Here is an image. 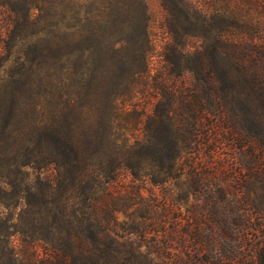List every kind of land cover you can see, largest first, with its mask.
Wrapping results in <instances>:
<instances>
[{"label": "trees", "instance_id": "1", "mask_svg": "<svg viewBox=\"0 0 264 264\" xmlns=\"http://www.w3.org/2000/svg\"><path fill=\"white\" fill-rule=\"evenodd\" d=\"M63 1L56 8L55 0H0L5 25L16 32L23 18L25 26L22 39L0 40V264H187L190 252L195 264H241L245 214L232 218L239 229L230 231L213 206L206 235L193 209L190 231L180 230L185 218L167 196L143 194L145 183L163 185L182 170L177 161L200 116L172 74L149 75L146 0ZM194 61L197 82L214 84L203 56ZM154 88L162 108L144 115L137 95ZM208 238L236 245L208 257ZM142 245L144 254L133 251ZM250 252L247 264H264V238Z\"/></svg>", "mask_w": 264, "mask_h": 264}, {"label": "rangeland", "instance_id": "2", "mask_svg": "<svg viewBox=\"0 0 264 264\" xmlns=\"http://www.w3.org/2000/svg\"><path fill=\"white\" fill-rule=\"evenodd\" d=\"M70 3L90 6L89 0ZM146 4L153 42L149 75L167 78L172 74V86L189 97L187 104L192 110L199 109L200 116L191 131L190 145L177 161L183 164L182 170L163 185L150 187L145 183L143 194L148 195L151 188L159 199L167 196L174 215L185 218L179 223L180 230L183 224L191 229L192 225L185 223L193 209L204 217L201 230L206 235L210 233L213 206L227 220L226 229L230 231L239 229L232 218L245 214V231L250 239L238 244L242 249L240 263H251L252 245L264 238V0H146ZM45 6L50 8V1ZM60 6L66 3L55 0V7ZM163 6H169V11ZM4 16L0 11V40L13 41L16 34L22 39L23 18L13 32L5 25ZM178 41L185 44L180 46ZM197 53L207 64L204 72L215 76L214 84L197 82ZM11 65L5 63L4 69ZM162 102L161 91L154 88L137 95L136 108L144 115L158 113ZM191 109H183L188 126L193 119ZM181 130L189 135L187 128ZM129 179L124 176V180ZM119 219H123L122 215ZM13 240L18 243L16 237ZM226 242L206 239L205 249L211 251L205 254L214 257V251L236 245ZM172 244L178 246L177 241ZM184 244L191 248L189 235ZM129 247L122 244L121 248ZM133 251L144 254L147 249L142 245ZM184 259L187 264L196 263L192 252Z\"/></svg>", "mask_w": 264, "mask_h": 264}]
</instances>
